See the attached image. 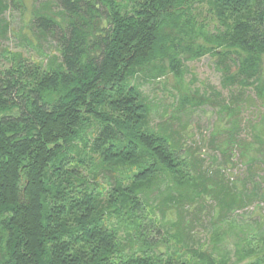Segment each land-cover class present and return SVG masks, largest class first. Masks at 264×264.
<instances>
[{"label": "trees", "instance_id": "trees-1", "mask_svg": "<svg viewBox=\"0 0 264 264\" xmlns=\"http://www.w3.org/2000/svg\"><path fill=\"white\" fill-rule=\"evenodd\" d=\"M26 1L0 0V35L5 13ZM31 2V32L53 38L58 55L33 66L18 55L0 72V264H227L178 256L153 233L186 239L180 210L196 200L216 202L219 220L242 208L255 164L264 167V135L250 146L230 122L221 153L239 149L248 166L243 188L231 186L221 167L204 170L172 120L152 121L139 79L166 69L179 78L185 61L211 55L225 86L251 87L264 104V0ZM200 7L217 25L200 30L204 43L193 28ZM223 101L219 113L235 117ZM252 254L245 264H264V248Z\"/></svg>", "mask_w": 264, "mask_h": 264}, {"label": "rangeland", "instance_id": "rangeland-1", "mask_svg": "<svg viewBox=\"0 0 264 264\" xmlns=\"http://www.w3.org/2000/svg\"><path fill=\"white\" fill-rule=\"evenodd\" d=\"M31 1H26V8L12 6L4 15L9 31L4 36L0 35V72L14 64L18 55L23 57L26 64L32 66L39 63L45 65L48 57L58 55L57 44L53 38L37 40V35L31 32ZM48 1L54 4L53 0ZM193 13V28L200 37L198 42L204 43L200 30L203 29L207 34L217 33V25L211 21L205 7L195 9ZM184 65L186 72L179 78L166 69L161 75L147 74L139 79L140 89L152 103L151 119L156 124L172 120L174 128H179L183 137L185 136L184 144L196 149L204 160V170L216 172L221 167L224 180L231 186L235 183L241 190V180L248 174V166L241 160L239 149L229 159L226 158L227 153L224 155L221 150L229 137L232 126L230 122L235 119L238 125L237 139L250 143V146L259 147L260 142L256 136L262 137L261 132L264 135V104L257 99L251 87L241 90L239 86L233 89L225 86L222 73L218 71L216 60L211 55L187 60ZM262 81L264 84V71ZM239 92H244L240 102L237 97ZM186 96L201 99L205 97L207 100L204 105L190 108L186 106L184 109L180 100ZM223 100L227 103L234 102L238 106L239 112L235 117L219 113ZM198 102L199 100L196 103ZM263 169L258 161L252 171L253 179L244 187L245 196L251 200H246L244 196L246 204L242 208H236L219 220L220 208L216 202L209 198L206 201L196 200L180 210L182 233L186 239L179 241L180 239L173 236L166 237L163 230L161 236L157 232L153 236L157 239L164 237L167 245H170L171 253L193 262L198 261L195 252L199 251L207 253L218 263L226 261L227 264H245L253 260L252 252L264 248V197L259 193V189L264 193V187L254 191V181L264 185ZM101 188L106 189L104 184H101ZM174 233L173 231L171 234Z\"/></svg>", "mask_w": 264, "mask_h": 264}]
</instances>
